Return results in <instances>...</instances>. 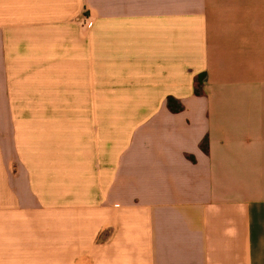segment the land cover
Masks as SVG:
<instances>
[{"label": "crops", "instance_id": "1", "mask_svg": "<svg viewBox=\"0 0 264 264\" xmlns=\"http://www.w3.org/2000/svg\"><path fill=\"white\" fill-rule=\"evenodd\" d=\"M0 264H264V0H0Z\"/></svg>", "mask_w": 264, "mask_h": 264}, {"label": "trees", "instance_id": "2", "mask_svg": "<svg viewBox=\"0 0 264 264\" xmlns=\"http://www.w3.org/2000/svg\"><path fill=\"white\" fill-rule=\"evenodd\" d=\"M203 80H204V76L201 75L200 77H198L195 80V93L198 94L199 93V87L203 84ZM167 106L170 110L174 111V112H178L179 110H181V106L175 102L172 99H168L167 100Z\"/></svg>", "mask_w": 264, "mask_h": 264}]
</instances>
